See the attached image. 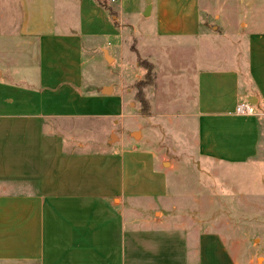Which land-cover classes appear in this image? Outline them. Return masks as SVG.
Masks as SVG:
<instances>
[{
    "label": "crops",
    "instance_id": "obj_1",
    "mask_svg": "<svg viewBox=\"0 0 264 264\" xmlns=\"http://www.w3.org/2000/svg\"><path fill=\"white\" fill-rule=\"evenodd\" d=\"M55 1L17 0L20 25L0 39V264H252L239 256L251 200L220 189L216 225L179 205L157 148L133 131L139 147L112 142L123 92L90 82L83 57L86 44L109 53L107 41L136 25L147 40L230 49L200 63L189 90L197 154L210 167L254 163L264 159V30L251 26H264V0H150L147 17L145 0H60L56 13ZM246 102L255 115H236Z\"/></svg>",
    "mask_w": 264,
    "mask_h": 264
},
{
    "label": "rangeland",
    "instance_id": "obj_2",
    "mask_svg": "<svg viewBox=\"0 0 264 264\" xmlns=\"http://www.w3.org/2000/svg\"><path fill=\"white\" fill-rule=\"evenodd\" d=\"M56 1L55 13L60 8V0ZM257 13L255 8L251 19ZM19 15L17 0H0V39L5 31L13 32L19 27ZM112 15L109 10V22ZM208 24L212 25V19ZM251 29L264 30V26L254 25ZM122 32L121 43L112 40L107 41L110 46H106L107 42H104L110 54L100 50L88 51L86 44L83 57V73L90 82L95 86L98 83H114L123 92L124 118L118 124L108 122L114 132L112 142L116 141L115 136L123 137L126 147H139L129 136L133 131L134 140L143 137L150 146L142 144L141 148H157L165 156V166H174L175 173L169 175V185L177 190L178 204L185 203L186 209H195V216L203 210L214 225L224 211L218 201L220 189L225 192L237 191L245 199L251 200L252 207L244 213L254 219L241 222L243 224L239 226L248 235L244 239L245 234L239 233V256L240 260L250 256L252 264H264V159L241 166L210 167L204 163L197 154L196 120L191 116L189 107V90L191 92L193 88L192 82L195 72L201 68L200 63L204 67H212V63L227 56L230 49L217 50L209 46L205 38L198 40V49H184L177 43L173 45L147 40L138 25L136 32L131 27L124 28ZM15 62L17 60L9 63L14 66ZM138 83H143V86L138 87ZM206 173L210 174V179ZM190 195L195 196L197 205ZM254 205L258 209H254ZM224 231L227 234V230Z\"/></svg>",
    "mask_w": 264,
    "mask_h": 264
},
{
    "label": "built area",
    "instance_id": "obj_3",
    "mask_svg": "<svg viewBox=\"0 0 264 264\" xmlns=\"http://www.w3.org/2000/svg\"><path fill=\"white\" fill-rule=\"evenodd\" d=\"M234 113L239 116H254L255 110L253 105L246 102L236 105Z\"/></svg>",
    "mask_w": 264,
    "mask_h": 264
},
{
    "label": "water",
    "instance_id": "obj_4",
    "mask_svg": "<svg viewBox=\"0 0 264 264\" xmlns=\"http://www.w3.org/2000/svg\"><path fill=\"white\" fill-rule=\"evenodd\" d=\"M145 4H146V11H145V13L143 14V16H144V17H147V16H148V13H149L150 0H145Z\"/></svg>",
    "mask_w": 264,
    "mask_h": 264
},
{
    "label": "trees",
    "instance_id": "obj_5",
    "mask_svg": "<svg viewBox=\"0 0 264 264\" xmlns=\"http://www.w3.org/2000/svg\"><path fill=\"white\" fill-rule=\"evenodd\" d=\"M148 67H149V69L151 70V67H150L149 65H148ZM137 86H138V87L143 86V83H138Z\"/></svg>",
    "mask_w": 264,
    "mask_h": 264
}]
</instances>
